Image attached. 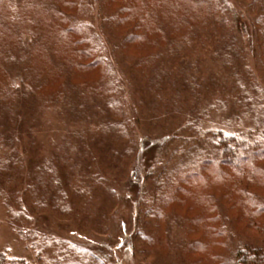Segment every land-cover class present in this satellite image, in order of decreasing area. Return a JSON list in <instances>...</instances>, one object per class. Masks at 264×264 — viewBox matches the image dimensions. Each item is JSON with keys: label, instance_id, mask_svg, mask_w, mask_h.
I'll return each instance as SVG.
<instances>
[{"label": "rangeland", "instance_id": "1", "mask_svg": "<svg viewBox=\"0 0 264 264\" xmlns=\"http://www.w3.org/2000/svg\"><path fill=\"white\" fill-rule=\"evenodd\" d=\"M30 1L41 2L14 4L25 8ZM58 1L64 9L57 11L68 24L88 31L97 48L93 56L102 63L84 66V57L63 50L67 39L56 36L54 13L38 7L27 20H16L15 35L22 41L32 37L31 30L41 34V45L54 37L59 41L56 50L42 48L31 63L25 61L30 76L45 77L41 99L14 121L0 110V254L30 264H47L39 250L51 264H191L199 253L184 248L182 227L175 221L165 224L158 216L171 211L193 216V194L181 196L189 187L195 194L223 191L228 181L224 176L216 181L209 169H193L212 155L207 133H247L254 140L264 131V4L217 0L219 10L200 26L205 14L194 3L159 0L152 9L164 19L167 35L147 20L143 39L121 45L124 30L142 17V6L115 28L107 19L119 1L80 0L76 7ZM138 4L132 0L133 9ZM2 29L6 39L0 38V49L14 37ZM189 30L192 38L183 43ZM86 34L81 30L82 37ZM57 61L67 66L73 61L78 68L60 72ZM6 76L0 64V86ZM102 81L105 91L96 95L93 87ZM63 89L65 100L58 94ZM67 154L69 159L62 161ZM43 168L60 173L48 182L57 196L31 207L29 200L46 188L34 178ZM182 174H189L190 181H183ZM256 186L264 196V187ZM6 189L20 194L23 217L9 220ZM174 189L181 195L164 198ZM224 211H219L227 230L222 254L235 264L237 247L260 246L264 235L253 228L242 230L239 220ZM229 213L237 215V210ZM30 215H35L32 225L44 234L36 249L15 231L17 223L20 229L30 228L25 218ZM197 236L189 234L188 243ZM204 246L202 257L217 252L210 241Z\"/></svg>", "mask_w": 264, "mask_h": 264}, {"label": "trees", "instance_id": "2", "mask_svg": "<svg viewBox=\"0 0 264 264\" xmlns=\"http://www.w3.org/2000/svg\"><path fill=\"white\" fill-rule=\"evenodd\" d=\"M67 1L73 5V7H76L78 4L76 2H79L80 0H65V3ZM113 1H119L120 7L117 8L114 13L109 15L107 20L109 23L116 25L117 27L115 28L125 25V22L129 20L130 15L139 12V7L142 6L141 8L143 9L142 17L136 19V22L127 27L121 35V38L118 37L121 45H126L127 43L132 44L143 39L146 35V30L145 27L143 28L142 26H144V22L147 20H150L157 25L160 34L164 37L167 35V28L165 26L164 19L159 16V14H156L152 9L153 3H158L159 0H139L137 9H133L132 0H112V2ZM254 1L264 4V0ZM140 2L142 5H140ZM29 3L30 4L25 8H17L14 4V0H0L1 30H3L2 27H4L6 30H9V32L11 31V37L14 35V37H12L14 41L12 40L10 44L5 42L0 49V64L3 65L7 75V81L0 86V110L5 113L7 119L10 121H14V119L19 117V115H25L28 112L25 110L27 109L26 107H28L32 102L35 103V99L40 100L42 97L41 85L44 84L45 77H40L35 74L30 76L28 73L30 68L25 61L31 63L33 53L40 51L42 48L56 50L57 41H59L56 40V37H54L49 44L41 45V34L36 31L32 32V30L29 31V33L32 35L33 40H31L32 37L30 36L25 41H22V37V39L17 37V19L21 21L27 20L31 15L30 12H32V10H36L38 7L44 12L54 13V23L56 24L55 29L57 32L56 36L59 37L58 39L62 37L67 39L63 50L65 49L67 54L71 56L80 54L84 57V59L87 60V62L83 61L82 63L84 66L96 67L102 63L101 59L99 60L98 57L95 56V58L93 56L94 51H96L97 48L93 46V40L88 31L86 34L83 27L79 25L71 26L67 22L66 15L57 11V8L64 9L58 0H41V2H38L37 4L30 1ZM178 3L183 5L194 3V7H197L199 10H203L205 15L200 22V26L205 25L208 20L213 17L216 11L219 10V3L217 0H179ZM33 18L36 20L34 15ZM180 18L179 21L181 22L182 19ZM258 24L261 26L260 23ZM1 30L0 38L5 40V32ZM81 30L86 34L83 37L80 35ZM67 35L70 36V38ZM191 35L192 32L189 30L188 33L184 34L181 38L183 40L182 42H189L192 38ZM153 60L155 61V59L145 61L151 62ZM63 62L64 61H57L59 64L58 70L60 72L68 71V67L78 68L73 61L72 63L69 62L70 66H67ZM103 84V81L101 83L99 82L97 84L98 86L93 87L92 91H94L96 95L100 92H104L105 88ZM65 93L64 89L58 93L60 98L63 100L68 98L67 93ZM71 101L73 100L71 99ZM7 129L8 128L6 126V130ZM207 134L210 136L212 148L211 153L208 155H212L211 157L208 156L209 158L206 156L207 158L200 160V163L194 165L193 169H199L200 171H205L206 168L209 169L210 172L208 171V174L213 176L216 181H219L220 178L222 179L224 176L228 179V181L226 180L223 182V191L221 189H207L200 194H195L192 193V190L189 187L187 188L188 192L186 191V193L182 191L183 193L181 195V191H179V189L168 190V193L166 192V194H164V198L167 197L166 199L168 201L172 198H177V196L180 195L185 197L188 194H193L191 196L193 200L191 202L190 211H193L194 215H181L175 211H171L162 215L159 213L158 217L161 216L165 224H168L170 221H175L182 227L186 240L184 248L190 253H199V258L192 260L191 264H209L210 262H212V264H228L222 254V251H225L224 244L226 241V226L222 223V214H219L221 210L225 209L224 212L228 216L231 215L235 219H238V222L241 223L240 226H243L242 230L244 227H247L248 229L253 228L252 230L255 232L262 233L264 235V196L258 194L260 191L257 190L258 188L256 186L261 185L260 187H264V131H262L260 137L254 140L253 138H250L251 136L247 133L242 135H231L226 134L223 131L216 130ZM66 150H70V148L67 147ZM65 156L66 158L62 159V161L68 160L70 155L67 154ZM222 167H225L226 170H223ZM42 170L43 174L40 171L37 174H34L36 176L34 178L39 179V182H34L36 184L39 183V187L44 186L46 188H43L45 190L43 191L44 194H40L38 197H32V199L29 200L31 201V207L41 205L43 204V201L46 204V199L51 197L56 198L57 196L51 189L48 182L52 183L49 179L51 175L55 174L54 177H56V175L61 177L59 175L60 173H50L51 169L47 171L43 168ZM180 177L183 181L185 179H187L185 181H190L191 176H189V174H182ZM6 180L9 179H5V181ZM5 181H2V183L8 185V182L6 183ZM1 187L2 186H0V188ZM6 190L7 191H3V195L6 200L5 208L9 214V220H16L23 217L26 211L21 208L20 194L18 191ZM179 192L180 195L177 194ZM165 201L166 200L162 201L163 205H165ZM178 203L182 204L183 200L179 199ZM235 210H237V215L229 213L235 212ZM261 217L262 223L260 221ZM25 218L28 220V223H30V225L26 227L30 228L20 229L21 223H17L15 231L17 235L24 239V241H29L33 248H39L40 243L37 239L40 237L43 238L44 234L40 233L38 228H35L31 223L35 222V215L26 216ZM165 232L167 233V229H165ZM191 233H197L198 236L196 239H190L188 243L187 237ZM240 233L242 235L245 234L244 232ZM207 241L214 243V247L217 252L213 255L202 257L200 254L204 250V245ZM36 253L38 256H43L45 259L47 258V264L52 263L43 250H39ZM0 264L30 263H27L22 259L9 258L6 254L1 253ZM235 264H264V243L260 244V246L239 245L236 251Z\"/></svg>", "mask_w": 264, "mask_h": 264}]
</instances>
